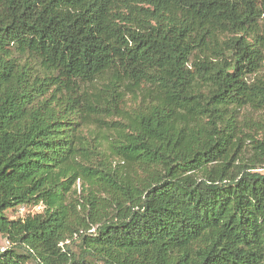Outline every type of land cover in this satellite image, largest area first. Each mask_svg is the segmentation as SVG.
Returning <instances> with one entry per match:
<instances>
[{"label": "trees", "instance_id": "trees-1", "mask_svg": "<svg viewBox=\"0 0 264 264\" xmlns=\"http://www.w3.org/2000/svg\"><path fill=\"white\" fill-rule=\"evenodd\" d=\"M263 14L0 0V264H264Z\"/></svg>", "mask_w": 264, "mask_h": 264}, {"label": "rangeland", "instance_id": "rangeland-1", "mask_svg": "<svg viewBox=\"0 0 264 264\" xmlns=\"http://www.w3.org/2000/svg\"><path fill=\"white\" fill-rule=\"evenodd\" d=\"M260 21V34L263 33L264 31V14L261 16V19H259ZM257 76H264V63L261 65L260 69L258 72H255L253 74L250 75L251 80L254 79ZM242 116L246 117V118H252V119H261L264 120V112L263 111H253L250 108H246L244 110H242ZM244 126V124H243ZM245 131L248 130L247 127H245ZM251 155L250 152V144L247 142L243 151V157H249ZM260 171H264V168H260L258 169ZM76 189H77V195H80L81 193V182L78 181L76 184ZM43 210V206L42 205H37V206H26V205H22L19 207H16L14 209H10L6 211V215L7 217H9V219H18V218H25L28 215H34L36 213H39ZM0 240L1 242L4 243V245L6 247H11V248H16L15 245H13L11 242L10 244H6V237L3 236L0 233ZM70 241H68L69 243ZM70 248L78 253L79 252V247H78V240H75L73 242L69 243ZM17 250L23 252V250L16 248ZM26 264H37V262L35 260H29ZM97 264H102L101 262L97 263Z\"/></svg>", "mask_w": 264, "mask_h": 264}, {"label": "built area", "instance_id": "built-area-1", "mask_svg": "<svg viewBox=\"0 0 264 264\" xmlns=\"http://www.w3.org/2000/svg\"><path fill=\"white\" fill-rule=\"evenodd\" d=\"M6 244H10V241L6 239ZM7 247L4 245L3 242L0 240V252L4 251Z\"/></svg>", "mask_w": 264, "mask_h": 264}]
</instances>
